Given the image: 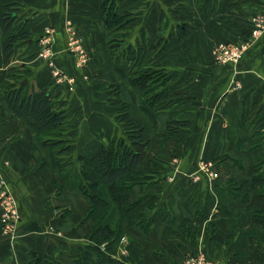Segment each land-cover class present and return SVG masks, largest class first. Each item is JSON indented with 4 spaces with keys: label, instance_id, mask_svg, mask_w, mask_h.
Masks as SVG:
<instances>
[{
    "label": "crops",
    "instance_id": "0c3cea01",
    "mask_svg": "<svg viewBox=\"0 0 264 264\" xmlns=\"http://www.w3.org/2000/svg\"><path fill=\"white\" fill-rule=\"evenodd\" d=\"M21 1L32 42L18 46L8 66H20L13 70L24 73L23 84L66 101L71 170L79 166L78 155H92L99 144L123 133L108 102L112 85L120 86V98L130 104L131 115L151 140L142 166L158 167L151 188L159 201L147 214L153 222L147 234L126 227L120 245L148 264H183L198 254L212 264H264V219L246 212L252 179L257 171L264 177V29L235 63H218L212 56L218 43L249 39L248 24L255 15H264V0H232L238 8L221 0L207 13L200 0L120 3V11L135 10L138 18L118 51L135 47L141 34L147 52L155 51L162 39L163 51L154 63L168 78V109L189 120L187 128L170 137L163 136L167 110L155 111L148 95L127 81L128 64L109 57L101 0ZM181 24L189 28L177 35ZM48 28L53 35L47 36ZM5 40L0 29V47ZM46 46L54 65L73 78L71 90L66 80L56 82L41 56ZM80 50L87 54L83 62ZM7 67H0V74ZM29 121L10 111L1 92L0 178L19 217L12 234L0 226V264H28L33 258L41 264L47 259L73 264L90 244L91 223L83 219L86 199L64 185L58 168L50 164V148L40 144ZM40 158L49 163L46 172L39 167ZM230 181L243 182V188H232ZM54 182L63 187L56 199L59 208L50 209L46 202L54 199ZM62 208L70 213H61ZM203 210L206 214L200 216Z\"/></svg>",
    "mask_w": 264,
    "mask_h": 264
},
{
    "label": "trees",
    "instance_id": "16d2710c",
    "mask_svg": "<svg viewBox=\"0 0 264 264\" xmlns=\"http://www.w3.org/2000/svg\"><path fill=\"white\" fill-rule=\"evenodd\" d=\"M122 1L101 0L102 21L108 32L107 53L111 59L115 56L117 62L122 60L128 64L127 81L148 95L147 102L155 111L167 110L168 119L163 136H175L182 128L189 126V120L178 119L177 112L168 109L171 105L168 78L154 63L163 51L161 40H158L155 51L147 52L146 39L141 34L135 47L127 45L118 51L128 36L130 25L138 18L135 10L120 11ZM200 1L202 11L207 13L220 6L221 0ZM238 5L236 1H227L230 8H238ZM22 8L21 0L0 2V29L6 35L0 47V67H7L14 60L18 46L32 42L31 33L25 27L27 19L20 14ZM188 28V24H181L176 34H183ZM252 28L253 24H248L249 34ZM172 36L170 32L169 38ZM16 68L20 66H11L12 70ZM13 73L5 75L11 77V81H2V96L7 107L17 117L30 119L29 126L40 144L50 148V164L58 168L64 185L71 190H78L86 199L87 208L83 219L91 223L88 234L90 244L81 248L79 258L73 264H148L131 252L129 258L115 256L126 227L136 226L145 234L150 231L153 217L147 214L159 201L155 190L151 188L158 167L142 166L151 140L143 126L131 115L130 104L120 98V86L108 87L107 95L123 133L111 136L105 144H99L92 155H78L79 166L71 170L66 101L59 95H51L46 89L38 90L33 85L23 84L25 75L22 71L15 76ZM38 162L40 169L46 172L49 163L43 158L38 159ZM229 183L237 189H242L244 185L236 181ZM54 187V199L46 202L50 209L59 208L56 199L60 197L63 184L54 182ZM251 188L253 197L250 202L247 203L245 196H242V200L247 203L246 212L251 217L264 219V177L261 172H256ZM60 211L63 214L70 213L69 209L64 208ZM205 214L203 210L200 216ZM28 264L41 263L33 258ZM45 264L63 263L47 259Z\"/></svg>",
    "mask_w": 264,
    "mask_h": 264
},
{
    "label": "built area",
    "instance_id": "2783aa9c",
    "mask_svg": "<svg viewBox=\"0 0 264 264\" xmlns=\"http://www.w3.org/2000/svg\"><path fill=\"white\" fill-rule=\"evenodd\" d=\"M252 24H253V28L251 30L250 37L248 40L240 43L222 42L214 46L212 49V56L214 61L218 63H225L228 61L235 63L237 59L240 57L241 53L246 48L249 40H252L255 37L259 36L262 30L264 29V15L262 14L255 15L252 18ZM68 31L72 33L70 29ZM45 33L47 34V36H51L53 35L54 30L48 28L45 30ZM72 41H75V39H73ZM51 55H52V50L49 48V46H46L41 52V56L46 58L48 62L47 64L50 67L51 73L55 78L56 82H62L66 80L67 83L69 84V90H71L73 87V78L70 76H65L63 72H61L54 65V62L50 59ZM79 55L81 56V62H83L87 57V54L82 50L79 51ZM0 206H1V212H0L1 230L4 233L12 234L15 232L17 227V221L19 217L18 208L15 200L9 193L7 185L3 180V178H0ZM183 264H212V263L205 260V258L202 255H198V256L196 255V256H189L188 258H186Z\"/></svg>",
    "mask_w": 264,
    "mask_h": 264
},
{
    "label": "rangeland",
    "instance_id": "374dc122",
    "mask_svg": "<svg viewBox=\"0 0 264 264\" xmlns=\"http://www.w3.org/2000/svg\"><path fill=\"white\" fill-rule=\"evenodd\" d=\"M19 72H20V70H17V71H14V73H13V70L11 69V65L8 66L7 68H4V70H1V74H0V93L3 91V86H2L3 79L11 81V77H6L5 75L13 73L14 76H15ZM115 256L118 257V258H121V257L129 258L130 257V249H129V247L125 246L124 244H122V245L119 244V247H118V250H117V253L115 254Z\"/></svg>",
    "mask_w": 264,
    "mask_h": 264
},
{
    "label": "water",
    "instance_id": "95a60500",
    "mask_svg": "<svg viewBox=\"0 0 264 264\" xmlns=\"http://www.w3.org/2000/svg\"><path fill=\"white\" fill-rule=\"evenodd\" d=\"M24 82L26 81V80H23Z\"/></svg>",
    "mask_w": 264,
    "mask_h": 264
},
{
    "label": "bare ground",
    "instance_id": "6f19581e",
    "mask_svg": "<svg viewBox=\"0 0 264 264\" xmlns=\"http://www.w3.org/2000/svg\"><path fill=\"white\" fill-rule=\"evenodd\" d=\"M1 211V210H0Z\"/></svg>",
    "mask_w": 264,
    "mask_h": 264
}]
</instances>
